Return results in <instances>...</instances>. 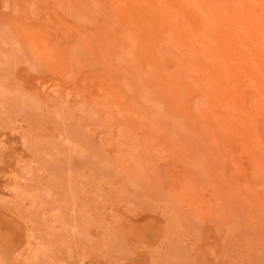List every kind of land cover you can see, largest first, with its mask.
Segmentation results:
<instances>
[{"label":"rangeland","instance_id":"obj_1","mask_svg":"<svg viewBox=\"0 0 264 264\" xmlns=\"http://www.w3.org/2000/svg\"><path fill=\"white\" fill-rule=\"evenodd\" d=\"M146 1L0 0V264H264V0Z\"/></svg>","mask_w":264,"mask_h":264},{"label":"bare ground","instance_id":"obj_2","mask_svg":"<svg viewBox=\"0 0 264 264\" xmlns=\"http://www.w3.org/2000/svg\"><path fill=\"white\" fill-rule=\"evenodd\" d=\"M136 1V0H135ZM149 1V0H148ZM148 1H146V2H148ZM151 1V0H150ZM181 1H183V0H181ZM184 1H186V0H184ZM192 1V0H191ZM235 1V0H234ZM105 2V1H104ZM118 2V1H117ZM153 2V1H152ZM157 2V1H156ZM180 2V1H179ZM188 2V1H187ZM221 2H222V0H221ZM219 3L220 5L222 4V3ZM255 2H256V0H255ZM138 3V2H137ZM143 3V2H142ZM189 3V2H188ZM210 3H212V1L210 2ZM224 3V2H223ZM230 3H232V1L230 0ZM235 2H233V4H234ZM238 3H239V1H238ZM104 4V3H103ZM147 4V3H146ZM219 4H216V5H219ZM246 4V3H245ZM118 5V4H117ZM176 5V4H175ZM213 5V4H212ZM215 5V6H216ZM231 5V4H230ZM258 5V4H257ZM102 6V5H101ZM128 6V5H127ZM130 6V5H129ZM182 6H183V8H185V10H187V11H189V15H190V20H189V22H190V26H189V28L192 26V24L194 23V24H196L197 23V21H198V18H199V13L196 11L197 9H192V10H190L188 7H185L184 6V4H182ZM188 6H190V7H193V8H195L194 6H193V3H192V6H191V4L189 3V5ZM198 6V5H197ZM222 6V5H221ZM221 6H220V8H221ZM224 6V5H223ZM222 6V7H223ZM229 6V5H228ZM232 6V5H231ZM241 6V5H240ZM77 7V6H76ZM139 7V6H138ZM141 7V6H140ZM157 7V6H156ZM209 8L211 7V4H210V6H208ZM214 7V6H213ZM213 7H211V8H213ZM217 7V9L219 8L218 6H216ZM73 8V7H72ZM159 8H160V6H159ZM168 8V7H167ZM170 8V7H169ZM200 8V7H199ZM210 8V9H211ZM234 8V7H233ZM150 9H151V11H150ZM150 9H148L150 12H151V14L153 15V17H154V19L155 18H157V15H155V13H153V9L152 8H150ZM157 9V8H156ZM214 9V8H213ZM223 9V8H222ZM38 10V9H37ZM120 10H121V8H120ZM153 10V11H152ZM199 10V9H198ZM225 10V9H224ZM123 11V10H122ZM146 11H147V9H146ZM146 11L145 12H143V14L145 15V14H147L146 13ZM218 11H219V9H218ZM262 11V10H261ZM155 12V11H154ZM168 12V11H167ZM170 12V11H169ZM212 12V11H211ZM224 12H226V11H224ZM164 14H165V12H163ZM162 13V14H163ZM248 13V12H247ZM124 14V13H123ZM162 14H160L161 16L160 17H167V16H163ZM166 14H169V13H166ZM172 14V13H171ZM201 14V13H200ZM32 15V14H31ZM148 16H149V14H147ZM156 17H155V16ZM174 15V14H173ZM213 16H214V14H212ZM251 15V14H250ZM170 16V15H169ZM207 16V15H206ZM209 16V15H208ZM216 16V15H215ZM218 16H220V13L218 14ZM222 16H224V15H222ZM221 16V17H222ZM159 17V16H158ZM171 17H173V16H171ZM151 18V17H150ZM218 18V17H217ZM217 18H215V19H217ZM232 18V17H231ZM230 18V19H231ZM117 19H119V18H117ZM136 19V18H135ZM153 19V18H152ZM158 19V18H157ZM160 19V18H159ZM158 19V20H159ZM169 19V18H168ZM175 19V18H174ZM206 19V18H205ZM223 19V17L221 18V20ZM130 20V19H129ZM158 20H156L157 22H159ZM211 20V19H210ZM226 20V19H225ZM233 20V19H232ZM153 21V20H152ZM161 22H162V18H161V20H160ZM164 21V23H165V20H163ZM213 21H215V20H213ZM260 21V20H259ZM134 22H136V21H134ZM169 22V21H168ZM205 22H206V20H205ZM231 21L229 20L227 23H230ZM250 22V21H249ZM257 22V21H256ZM254 23H255V20H254ZM158 24V23H157ZM156 24V25H157ZM162 24V23H161ZM165 24H167V23H165ZM172 24V23H171ZM208 24V23H207ZM223 24V23H222ZM226 24V23H225ZM233 24H235V23H233ZM247 24V23H246ZM246 24H244L245 26H246ZM252 24V23H251ZM167 25H170V23H168ZM197 25H199V23L198 24H196V26L195 25H193V26H195L196 28H198V26ZM208 25H210V24H208ZM255 25V24H254ZM165 26V25H164ZM171 26V25H170ZM182 26V25H181ZM227 26V25H226ZM229 26L231 27L232 26V24L230 23L229 24ZM81 27V26H80ZM204 26H202V27H200V29L201 28H203ZM208 27V26H207ZM206 27V28H207ZM213 27V26H212ZM257 27H258V25H257ZM260 27V26H259ZM145 28V27H144ZM170 28V27H169ZM205 28V27H204ZM203 28V29H204ZM210 28V27H209ZM216 28H217V26H216ZM226 28V27H225ZM233 28V27H232ZM245 28H247V26L245 27ZM253 28V27H252ZM255 28V27H254ZM261 28H262V26H261ZM159 29V28H158ZM167 29V28H166ZM178 29V28H177ZM199 29V28H198ZM202 29V30H203ZM236 29V28H235ZM242 29V28H241ZM240 29V30H241ZM259 29V28H258ZM202 30H200V31H202ZM262 30V29H261ZM190 31H192V30H190ZM189 31V32H190ZM218 31H219V29H218ZM218 31H217V33H218ZM226 31V30H225ZM229 31H231V30H229ZM235 31H237V29L235 30ZM250 31V32H249ZM247 30V32H248V34H247V36L249 37V39L250 38H252L253 36H254V30ZM168 32H170V31H168ZM185 32V31H184ZM209 32V31H208ZM142 33V32H141ZM176 33V32H175ZM194 33V32H193ZM202 33V32H201ZM224 33V35H225V33L226 32H223ZM223 33H222V35H223ZM233 34H234V31L232 32ZM256 33V32H255ZM258 33V32H257ZM108 34V33H107ZM170 34V33H169ZM197 34H199V33H197ZM215 34V33H214ZM202 35V34H201ZM218 35V34H217ZM223 35V36H224ZM230 35V37L229 38H234V36H232L231 37V34H229ZM77 36V35H76ZM117 36V35H116ZM171 36L172 37H174V35L172 34V35H170V37L169 38H171ZM187 36H188V34H187ZM199 36V35H198ZM208 36H209V34H208ZM222 36V37H223ZM247 36H246V39L248 40V41H250L248 38H247ZM256 36V35H255ZM177 37V36H176ZM203 37L204 36H202V39H203ZM222 37H220V38H222ZM169 38H168V40H169ZM189 38H190V36H189ZM205 38V37H204ZM210 38H212V37H210ZM257 38V37H256ZM261 39H262V37H260ZM166 39H167V37H166ZM191 39V38H190ZM202 39L200 38V40L202 41ZM213 39V38H212ZM246 39H244V42L246 41ZM263 39H264V37H263ZM220 40V39H219ZM222 40V39H221ZM231 40V39H230ZM167 41V40H166ZM172 41V40H171ZM212 41V40H211ZM225 41V40H224ZM233 41V40H232ZM243 41V40H242ZM263 41V40H262ZM174 42H175V40H174ZM206 42H208V41H205V45H206ZM193 43V42H192ZM203 43V42H202ZM215 43V42H214ZM220 43H222V42H220ZM225 43V42H224ZM235 44V46H234V49H235V47H236V42H234ZM252 43V42H251ZM196 44V43H195ZM208 44V43H207ZM256 44V43H255ZM142 45V44H141ZM210 45V44H209ZM249 45V44H248ZM257 45V44H256ZM255 45V46H256ZM201 46V45H200ZM208 46V45H207ZM220 46H221V44H220ZM87 47V46H86ZM93 47V46H92ZM205 47V46H204ZM203 47V48H204ZM209 47H211V46H209ZM209 47H207V48H209ZM225 47H228V45H226ZM251 47V46H250ZM202 48V47H201ZM260 48V47H259ZM233 49V48H232ZM238 51H239V49H237ZM255 50V49H254ZM128 51V50H127ZM228 51V50H227ZM263 52V51H262ZM228 53H229V51H228ZM247 54V53H246ZM125 55H127L126 53H125ZM229 55V54H228ZM252 55V54H251ZM233 56H234V59L236 58L235 57V55L233 54ZM232 56V57H233ZM230 57H231V55H230ZM257 58V57H256ZM106 59V58H105ZM255 59V58H254ZM258 59V58H257ZM246 61V60H245ZM260 61V60H259ZM219 63V62H218ZM245 63V62H244ZM214 64H215V62H214ZM215 65H217V63L215 64ZM233 65V64H232ZM214 67H216L217 68V66H214ZM219 67V66H218ZM221 68V67H220ZM214 70V69H213ZM219 70V69H218ZM260 70V69H259ZM186 72V71H185ZM219 72V71H218ZM221 72V71H220ZM114 74V73H113ZM118 74V73H117ZM253 79V78H252ZM228 100V99H227ZM255 108V107H254ZM253 108V109H254ZM249 117V116H248ZM230 123V122H229ZM264 124V123H263ZM181 125V124H180ZM225 127V126H224ZM223 128V127H222ZM261 129V128H260ZM171 130V129H170ZM238 130V129H237ZM229 131V130H228ZM252 134V133H251ZM231 151V150H230ZM225 165V164H224ZM221 167V166H220ZM218 178V177H217Z\"/></svg>","mask_w":264,"mask_h":264}]
</instances>
